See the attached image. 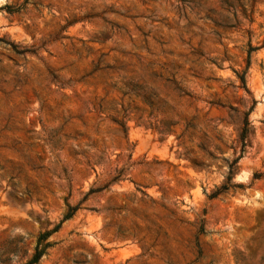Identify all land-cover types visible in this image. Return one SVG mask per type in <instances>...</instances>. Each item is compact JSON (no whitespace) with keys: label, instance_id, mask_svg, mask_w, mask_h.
Masks as SVG:
<instances>
[{"label":"rangeland","instance_id":"1","mask_svg":"<svg viewBox=\"0 0 264 264\" xmlns=\"http://www.w3.org/2000/svg\"><path fill=\"white\" fill-rule=\"evenodd\" d=\"M0 264H264V0H0Z\"/></svg>","mask_w":264,"mask_h":264},{"label":"trees","instance_id":"2","mask_svg":"<svg viewBox=\"0 0 264 264\" xmlns=\"http://www.w3.org/2000/svg\"><path fill=\"white\" fill-rule=\"evenodd\" d=\"M220 188L225 189L224 186H221ZM220 188H219V189H216L215 191H213V192L210 194V196L213 197V196L217 195V194L219 193V191H220ZM72 210H73V208H72V207H69V208H68V212H67L63 217H64V218L68 217V216L72 213ZM57 227H58V225H56V226L54 227L53 230H55ZM42 237H43V235L40 236V238H42ZM40 252H41V251H37V252H36V254H35V258H37V257L40 255Z\"/></svg>","mask_w":264,"mask_h":264}]
</instances>
